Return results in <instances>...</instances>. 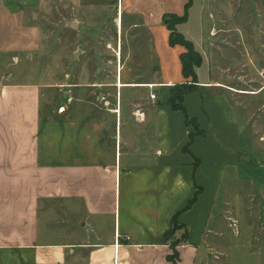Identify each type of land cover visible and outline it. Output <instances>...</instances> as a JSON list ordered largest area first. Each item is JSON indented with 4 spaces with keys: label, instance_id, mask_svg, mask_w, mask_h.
<instances>
[{
    "label": "crops",
    "instance_id": "obj_1",
    "mask_svg": "<svg viewBox=\"0 0 264 264\" xmlns=\"http://www.w3.org/2000/svg\"><path fill=\"white\" fill-rule=\"evenodd\" d=\"M38 4L0 0V264H171L166 256L173 241L175 264H264L263 165L259 171L211 170L203 204L204 180L194 168L167 162L168 121L139 120L121 137L118 112L110 114L107 107L98 112L94 105L88 110L80 102L56 105L38 83L14 81L16 74L7 68L39 47ZM183 5V0H127L128 15L141 20L130 26L148 36L163 84L126 85L120 77L119 82L147 88L186 81L178 45V73L166 72L168 31L161 23L163 15H182ZM84 8L86 18L87 4ZM206 71V80H200L194 70L200 88L212 86L207 66ZM222 102L227 126L239 138L242 126L230 103ZM239 210L243 227L235 217ZM173 213L180 226L164 240ZM234 254L240 261H232Z\"/></svg>",
    "mask_w": 264,
    "mask_h": 264
},
{
    "label": "rangeland",
    "instance_id": "obj_2",
    "mask_svg": "<svg viewBox=\"0 0 264 264\" xmlns=\"http://www.w3.org/2000/svg\"><path fill=\"white\" fill-rule=\"evenodd\" d=\"M96 5L99 10L95 13ZM34 13L39 47L32 56H22L15 67L7 68L16 74L15 82L38 83L49 91L56 105L69 107L80 102L88 110L91 105L98 112L106 107L112 109L110 114L119 110L115 115L121 137L143 121H168L167 162L185 171L194 168L197 179L204 180L203 204L209 200L205 175L211 170L259 171V165L264 166V0H190L186 19L175 26V31L193 43L203 59L194 70L198 79L206 80L207 66L209 88L198 87L190 77L183 84L168 87L114 88L119 77L126 85L163 84L148 36L130 26V22L141 20L128 15L127 0H39ZM180 47H168L163 52L169 62V76L176 75L174 54ZM118 49L120 62L115 55ZM223 99L230 103L241 128L246 129L240 128L239 138L227 126ZM175 104L183 110L174 109ZM62 111L56 109L57 113ZM164 111L171 115L167 117ZM73 115L78 116V112ZM192 120L194 128L189 122ZM239 212L235 217L243 227L244 211ZM238 257L234 254L231 259L238 262Z\"/></svg>",
    "mask_w": 264,
    "mask_h": 264
},
{
    "label": "trees",
    "instance_id": "obj_3",
    "mask_svg": "<svg viewBox=\"0 0 264 264\" xmlns=\"http://www.w3.org/2000/svg\"><path fill=\"white\" fill-rule=\"evenodd\" d=\"M190 4V0H186L183 5V12L182 15L176 16L174 14H167L163 15L161 18V23L164 25L166 30L168 31V38H167V45L169 47L178 45L181 46L185 51L178 55L179 63L181 66V75L184 79L190 77V81L195 83V73L194 68L197 67L200 63V56L198 55L197 51L193 48L190 41L185 39L182 34L175 31V26L185 21L186 18V10ZM194 55H196V62L194 63ZM189 58H193L189 59ZM187 68L189 70H187ZM191 89V88H189ZM188 89V90H189ZM194 90V88H193ZM181 101V99H180ZM181 106V105H180ZM179 104H175L172 106L176 110H183ZM193 124L194 128V120L189 121ZM196 126V125H195ZM192 201H189L190 204ZM178 213H175L170 219V228L163 233L164 240H167L172 235L173 231L177 229L180 225L176 223V217ZM177 244V241H173L170 243V248H172V252L170 255L166 256V261L170 262L171 264H175L177 259L176 252L173 250L174 246Z\"/></svg>",
    "mask_w": 264,
    "mask_h": 264
},
{
    "label": "bare ground",
    "instance_id": "obj_4",
    "mask_svg": "<svg viewBox=\"0 0 264 264\" xmlns=\"http://www.w3.org/2000/svg\"><path fill=\"white\" fill-rule=\"evenodd\" d=\"M118 20L120 21V22H119L120 24H119V26H118V27H119V33H120V29H121V18H120V19L118 18ZM116 23H117V21H116ZM119 51H120V49H119ZM120 52H121V51H120ZM120 52H119V54H118V55H119V60H118L119 62H120ZM117 85H118V84H117ZM132 86H133V85H132ZM132 86H126V85H122V84L119 85L120 88H121V87H132ZM136 86H137V87H140V85H136ZM141 86H142V85H141ZM146 87H147V88H152L151 85H148V86L146 85ZM117 88H118V87H117ZM115 112H116V111H115ZM118 113H119V110H118Z\"/></svg>",
    "mask_w": 264,
    "mask_h": 264
},
{
    "label": "built area",
    "instance_id": "obj_5",
    "mask_svg": "<svg viewBox=\"0 0 264 264\" xmlns=\"http://www.w3.org/2000/svg\"><path fill=\"white\" fill-rule=\"evenodd\" d=\"M118 48H119V46H118ZM118 54H119V49L117 50V52H116V54H115L117 58H119V55H118ZM58 110H60V111H61V110H62V108H58Z\"/></svg>",
    "mask_w": 264,
    "mask_h": 264
},
{
    "label": "flooded vegetation",
    "instance_id": "obj_6",
    "mask_svg": "<svg viewBox=\"0 0 264 264\" xmlns=\"http://www.w3.org/2000/svg\"><path fill=\"white\" fill-rule=\"evenodd\" d=\"M113 113H114V112H113ZM114 143H115V148H116V141L113 142V144H112V148H114ZM117 144H118V141H117Z\"/></svg>",
    "mask_w": 264,
    "mask_h": 264
}]
</instances>
